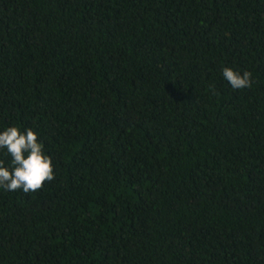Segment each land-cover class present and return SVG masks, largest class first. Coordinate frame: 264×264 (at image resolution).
Here are the masks:
<instances>
[{
	"label": "trees",
	"instance_id": "1",
	"mask_svg": "<svg viewBox=\"0 0 264 264\" xmlns=\"http://www.w3.org/2000/svg\"><path fill=\"white\" fill-rule=\"evenodd\" d=\"M11 126L54 180L0 188V264H264V0H0Z\"/></svg>",
	"mask_w": 264,
	"mask_h": 264
},
{
	"label": "clouds",
	"instance_id": "2",
	"mask_svg": "<svg viewBox=\"0 0 264 264\" xmlns=\"http://www.w3.org/2000/svg\"><path fill=\"white\" fill-rule=\"evenodd\" d=\"M222 72L233 89L252 86V73L249 71L241 74L224 67ZM0 149H6L11 158V167L0 160V188L29 193L41 189L45 181L54 180L51 157L44 153L43 145L38 142V135L32 129L22 132L15 126L6 128L0 132Z\"/></svg>",
	"mask_w": 264,
	"mask_h": 264
}]
</instances>
